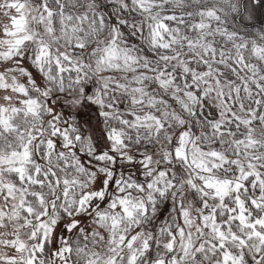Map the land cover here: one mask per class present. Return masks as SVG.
I'll return each instance as SVG.
<instances>
[{
  "label": "clouds",
  "instance_id": "1",
  "mask_svg": "<svg viewBox=\"0 0 264 264\" xmlns=\"http://www.w3.org/2000/svg\"><path fill=\"white\" fill-rule=\"evenodd\" d=\"M0 264H264V0H0Z\"/></svg>",
  "mask_w": 264,
  "mask_h": 264
}]
</instances>
